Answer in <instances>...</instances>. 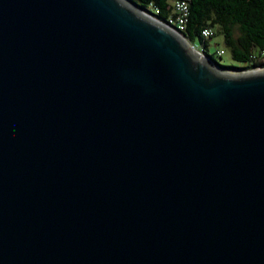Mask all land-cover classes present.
I'll return each instance as SVG.
<instances>
[{
    "label": "water",
    "instance_id": "water-1",
    "mask_svg": "<svg viewBox=\"0 0 264 264\" xmlns=\"http://www.w3.org/2000/svg\"><path fill=\"white\" fill-rule=\"evenodd\" d=\"M185 38L0 0V264H264V68Z\"/></svg>",
    "mask_w": 264,
    "mask_h": 264
},
{
    "label": "trees",
    "instance_id": "trees-1",
    "mask_svg": "<svg viewBox=\"0 0 264 264\" xmlns=\"http://www.w3.org/2000/svg\"><path fill=\"white\" fill-rule=\"evenodd\" d=\"M132 1L161 19L174 13V0ZM189 3V19L183 30L186 36L193 41L200 40L209 51L211 39L222 34L233 58L242 63L219 62L222 67L247 70L257 64L264 65V0H189ZM207 26L213 28L209 37L202 33ZM210 54L215 57L214 53Z\"/></svg>",
    "mask_w": 264,
    "mask_h": 264
},
{
    "label": "built area",
    "instance_id": "built-area-1",
    "mask_svg": "<svg viewBox=\"0 0 264 264\" xmlns=\"http://www.w3.org/2000/svg\"><path fill=\"white\" fill-rule=\"evenodd\" d=\"M173 14L166 17L165 20L170 26L177 29L181 34H183L188 42L198 51L200 52H207V48L203 46V44L196 43L193 40H190L189 37L186 36L184 33V29L187 26V21L189 19V13H190V3L189 0H174L173 1ZM202 33L205 37H209L213 34V28L211 26L204 27L202 30ZM216 53L218 55H222L224 53V49L217 48ZM260 66L264 68L263 64H257V66Z\"/></svg>",
    "mask_w": 264,
    "mask_h": 264
},
{
    "label": "rangeland",
    "instance_id": "rangeland-1",
    "mask_svg": "<svg viewBox=\"0 0 264 264\" xmlns=\"http://www.w3.org/2000/svg\"><path fill=\"white\" fill-rule=\"evenodd\" d=\"M195 42L198 44L200 43V40H197ZM217 48L224 49V53L221 56H218L216 54ZM209 52L214 53L215 57L222 64H239V65L242 64L233 58L231 49L226 45L224 41V36L222 34H218L213 39H211V44L209 46ZM252 67H249L248 69ZM238 70H241V69H232V71H238ZM243 70H246V69H243Z\"/></svg>",
    "mask_w": 264,
    "mask_h": 264
},
{
    "label": "bare ground",
    "instance_id": "bare-ground-1",
    "mask_svg": "<svg viewBox=\"0 0 264 264\" xmlns=\"http://www.w3.org/2000/svg\"><path fill=\"white\" fill-rule=\"evenodd\" d=\"M123 1L126 2V0H123ZM185 39H186V38H185ZM185 39H184V40H185ZM185 41H187V39H186ZM187 42H188V41H187Z\"/></svg>",
    "mask_w": 264,
    "mask_h": 264
}]
</instances>
